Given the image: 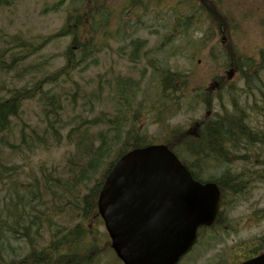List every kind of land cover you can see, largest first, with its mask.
Returning a JSON list of instances; mask_svg holds the SVG:
<instances>
[{
	"label": "trees",
	"instance_id": "trees-1",
	"mask_svg": "<svg viewBox=\"0 0 264 264\" xmlns=\"http://www.w3.org/2000/svg\"><path fill=\"white\" fill-rule=\"evenodd\" d=\"M17 2L0 0V11ZM220 2L178 1L179 12L172 8L176 34L165 40L207 26L203 45L209 35L219 38L226 68L236 72L242 87L231 84L229 74L215 77L217 89L193 91L188 74L168 67L157 69L158 84L151 92L142 89L143 75L137 80L107 72L81 84L82 74L100 66L99 38H114L106 28L111 13L105 6L76 9L56 33L34 41L16 36L10 47L0 48V72L13 74L14 82L0 87V264H122L108 235L100 232L103 221L97 202L115 162L135 148L164 144L196 180L219 186L221 211L211 229L217 234L230 221L228 210L248 201L264 185V50L257 59L238 52L230 34L234 26ZM61 5L52 6V12H59ZM152 9L158 15L161 2L152 6L151 1L127 0L120 15L126 14L127 24L131 17L140 24ZM67 39L62 67L30 75L34 67L27 60ZM148 44L130 37L120 51L137 65ZM106 102L112 110L95 114V104ZM31 104L40 110L35 122L26 116ZM199 105L205 107V117L187 128L170 124L185 108L194 112ZM69 108L73 117L66 115ZM145 122L158 128L157 140L143 128ZM64 144L74 153L62 169L40 165L37 171L26 172L24 165L11 161L14 156L29 160L39 149ZM211 169L216 173L209 175ZM258 241L262 254L264 235Z\"/></svg>",
	"mask_w": 264,
	"mask_h": 264
},
{
	"label": "rangeland",
	"instance_id": "rangeland-1",
	"mask_svg": "<svg viewBox=\"0 0 264 264\" xmlns=\"http://www.w3.org/2000/svg\"><path fill=\"white\" fill-rule=\"evenodd\" d=\"M97 1V3L95 2ZM127 0H18L11 8L0 11V48L10 47L16 36L24 37L29 41L38 40L56 33L64 25L66 17L76 9L84 7L96 8L105 6L111 14L110 23L106 26L114 38H99L103 52L100 55V66L92 68L89 72L82 74L78 81L81 84H89L98 74L115 73L132 76L141 79L145 76L142 84L143 91L150 92L157 86L158 80L155 72L161 67H168L173 71L183 72L190 76L192 83L191 90L196 88L217 89L216 76H227L230 74V83L237 82L243 86L237 77L236 72L227 69L221 51L223 45L219 38L209 35V40L203 45L207 26L198 25L185 35L173 37L171 41H166V36H172V8L180 0H146L151 1L152 6H156L160 1L163 10L157 15L155 10H150L148 16L137 24L138 20L131 17L130 24H127L125 15L121 17L120 11L125 6ZM221 8L228 13L233 24L230 32L238 52L245 58H258L260 51L264 50V0H220ZM59 12H52L51 8L55 4L61 3ZM175 11L179 12L178 8ZM183 12V11H182ZM122 25V26H121ZM138 37L148 40L147 52L142 61L133 65L126 59L120 49L125 47L127 38ZM69 40L65 42H54L46 47L41 53L27 60L26 64L32 63L30 75H36L39 71L51 73L65 64L63 51ZM13 74L6 75L0 72V87L3 82L7 86H12ZM41 77V75L37 76ZM196 87V88H195ZM1 93V92H0ZM217 106V104H215ZM229 106V104H227ZM95 114L100 111H111L112 105L106 102L104 105L95 104ZM26 116L32 121L40 117L39 107L31 104ZM216 111L219 109L216 107ZM80 108L77 109V112ZM73 117L74 113L69 108L66 115ZM66 115L65 118L66 119ZM206 116L203 105H199L194 112L187 111V108L177 118L170 123L173 127L187 128L196 119ZM37 117V118H36ZM143 128L150 132L155 140L160 137V131L156 126L143 124ZM65 136V134H64ZM65 139V138H64ZM156 142V141H155ZM74 153V149L68 145L58 148L39 149L29 160L22 159L21 156H14L11 161L24 165V170L37 171L38 166H57L62 169L67 158ZM209 175L216 173V170H208ZM229 223L224 227L225 231H220L215 237L211 231L210 238L215 237L216 244L210 241L211 245L204 246L203 239L199 245L194 247L186 258L180 262L185 264L187 260L195 257L198 253H205L201 264H228L238 263L243 252V247L253 246L260 237L264 235V185L258 186L248 201L227 212ZM223 229V230H224ZM100 232L107 234L105 227H100ZM213 239V241H214ZM204 243V244H203ZM213 245H215L213 247ZM209 246V247H208ZM206 248V251L203 248ZM211 248V250H210ZM202 249V250H201ZM213 256V257H212ZM212 257L210 263L207 262ZM7 258V257H6ZM8 259V258H7Z\"/></svg>",
	"mask_w": 264,
	"mask_h": 264
},
{
	"label": "water",
	"instance_id": "water-1",
	"mask_svg": "<svg viewBox=\"0 0 264 264\" xmlns=\"http://www.w3.org/2000/svg\"><path fill=\"white\" fill-rule=\"evenodd\" d=\"M222 195L216 183L196 181L166 146L136 148L108 173L98 212L123 264H178L212 227ZM242 264H264V254Z\"/></svg>",
	"mask_w": 264,
	"mask_h": 264
},
{
	"label": "flooded vegetation",
	"instance_id": "flooded-vegetation-1",
	"mask_svg": "<svg viewBox=\"0 0 264 264\" xmlns=\"http://www.w3.org/2000/svg\"><path fill=\"white\" fill-rule=\"evenodd\" d=\"M213 239H212L213 244H216V239H214V241H213ZM210 241L208 242V245L209 244L211 245L212 242L210 243ZM214 246L215 245H213V247ZM259 248H260V242L259 241H257L254 244V247L253 246H250V245H248L246 247V249H245V247H243V252H245V253L244 254L243 253H240V256L243 259V261L241 263H243L244 261H247L249 259H252V258H254V257L258 256V255H260L261 252H260ZM203 250L206 251V248L204 247ZM210 250H211V248H210ZM205 255H206L205 253H199L195 257L189 259L186 264H201V261L205 257ZM212 257L207 260L208 263H210L212 261Z\"/></svg>",
	"mask_w": 264,
	"mask_h": 264
}]
</instances>
